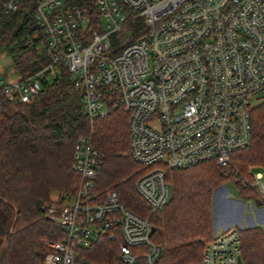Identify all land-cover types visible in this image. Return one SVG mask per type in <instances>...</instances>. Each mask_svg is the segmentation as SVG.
Masks as SVG:
<instances>
[{"label":"built area","instance_id":"obj_1","mask_svg":"<svg viewBox=\"0 0 264 264\" xmlns=\"http://www.w3.org/2000/svg\"><path fill=\"white\" fill-rule=\"evenodd\" d=\"M28 1L5 0L4 9L13 12ZM95 4L100 23L92 31L86 10L74 0H36V24L53 63L11 83L0 80V111L7 103L31 102L63 63L82 89L83 111L91 120L108 115L112 101L130 114L131 155L151 167L137 188L156 211L172 197L164 167L183 169L210 160L227 166L232 153L252 143L253 113L264 106V0ZM139 19L144 32L130 41ZM100 159L92 139L79 138L73 170L80 183L75 194L48 207L64 235L45 242L44 264H99L85 259L84 251L107 234L120 240L112 264H155L160 248L151 240L149 218L128 209L117 191L97 190ZM250 173L256 195L249 207L264 209L263 173ZM257 225L264 228V221ZM239 229L215 232L198 264H239Z\"/></svg>","mask_w":264,"mask_h":264},{"label":"trees","instance_id":"obj_2","mask_svg":"<svg viewBox=\"0 0 264 264\" xmlns=\"http://www.w3.org/2000/svg\"><path fill=\"white\" fill-rule=\"evenodd\" d=\"M4 1L0 0V53L11 55L23 79L53 63L54 57L36 24V0L13 12L5 11ZM74 3L86 10L91 30H97L100 13L95 0ZM142 32L144 23L139 19L130 41ZM59 67L57 77L45 82L31 102L7 103L0 111V264H44L45 242L63 238L48 207L77 192L80 175L73 170V161L81 137H90L101 154L97 190L117 191L128 209L149 218L155 227L151 240L160 248L155 264L200 263L206 243L214 237V191L233 182L243 196L256 195L248 168H264V106L253 113L252 143L232 153L227 166L210 160L183 169L164 167L172 197L152 211L137 188L138 179L151 167L140 165L131 155L130 114L112 101L108 115L91 120L83 111L82 89L63 63ZM239 231L243 263L264 264V228L255 225ZM119 243L104 235L84 251V257L112 264L118 260Z\"/></svg>","mask_w":264,"mask_h":264},{"label":"rangeland","instance_id":"obj_3","mask_svg":"<svg viewBox=\"0 0 264 264\" xmlns=\"http://www.w3.org/2000/svg\"><path fill=\"white\" fill-rule=\"evenodd\" d=\"M19 79L20 75L15 70L11 55L7 52L0 53V80L6 83H11ZM256 167L258 166H250L248 168V173L252 175L250 171H254ZM257 171L262 172L264 178V168L259 167ZM57 197L58 196H54V200H57ZM224 200L226 202H228L229 200L234 201L236 202V206L230 207L229 204ZM250 200L251 197L248 198L241 194L240 189L236 184H234L233 182H226L224 185L217 188L213 193L212 207L214 223L219 224L221 223V221H223V219H225V222L233 223L232 226L243 229L251 227L252 224L250 225L249 217L253 216L255 224L257 225V213L254 212L251 207H249V205L251 204ZM240 202L245 204L242 212L238 211L241 205L239 204ZM219 226L217 225V227L219 228L218 231H222L223 229Z\"/></svg>","mask_w":264,"mask_h":264},{"label":"crops","instance_id":"obj_4","mask_svg":"<svg viewBox=\"0 0 264 264\" xmlns=\"http://www.w3.org/2000/svg\"><path fill=\"white\" fill-rule=\"evenodd\" d=\"M225 201V200H224ZM226 202V201H225ZM226 203H228L229 204V206L231 207H233V206H236V202H234V201H228V202H226ZM239 204H241L240 205V207H239V209H238V211L239 212H242V210H243V208H244V203H239ZM234 209V208H233ZM253 210V209H252ZM254 212H256L257 213V220H258V223L261 221V222H263L264 221V209H261V208H257V209H254L253 210ZM250 219H249V222H250V225H251V227L252 226H255L256 224H255V221H254V218H253V216H250L249 217ZM225 219H223V221H221V223H219V224H217V223H215V226H214V233L215 232H217L218 231V227H217V225L219 226V227H221L222 229H225V228H229V227H232V225H233V223H230V222H225L224 221Z\"/></svg>","mask_w":264,"mask_h":264},{"label":"water","instance_id":"obj_5","mask_svg":"<svg viewBox=\"0 0 264 264\" xmlns=\"http://www.w3.org/2000/svg\"><path fill=\"white\" fill-rule=\"evenodd\" d=\"M260 203H258V205H259ZM154 230H155V227L153 226V228H152V232L154 233ZM239 264H244L243 263V260L240 258V260H239Z\"/></svg>","mask_w":264,"mask_h":264}]
</instances>
